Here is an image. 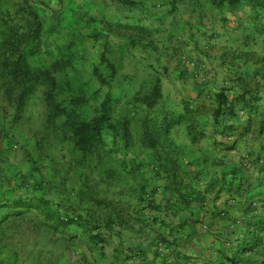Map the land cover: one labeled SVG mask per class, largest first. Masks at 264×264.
<instances>
[{
  "label": "rangeland",
  "instance_id": "374dc122",
  "mask_svg": "<svg viewBox=\"0 0 264 264\" xmlns=\"http://www.w3.org/2000/svg\"><path fill=\"white\" fill-rule=\"evenodd\" d=\"M14 1L2 0V6ZM32 1L44 29L30 62L53 68L57 87L48 93L39 84L19 119L0 88V264H111L116 257L117 239L102 256L91 250L81 227H54L32 204L48 199V209L64 217L87 208L76 195L87 171L76 162L80 151L68 110L87 120L102 109L112 120L128 118L132 144L111 132L105 139L115 157H131L141 149L147 112L178 114L189 97L221 90L229 97L244 93L249 104L221 115L218 125L210 111L197 114L202 124L196 142L183 123L171 130L183 151L180 176L201 195L167 217L177 226L172 250L156 253L155 241L148 247L155 234L141 237L150 251L142 264H172L177 257L175 264H234L237 246L248 240L253 248L239 252L264 264V231L250 223L264 217V0L234 6L223 0L218 6L212 0ZM103 51L116 66L113 76L100 65ZM56 61L66 64L53 67ZM155 88L160 96L150 106ZM240 180L247 181L245 188L231 192L230 184ZM9 201L20 206L8 208ZM122 252L123 262L128 252Z\"/></svg>",
  "mask_w": 264,
  "mask_h": 264
},
{
  "label": "trees",
  "instance_id": "16d2710c",
  "mask_svg": "<svg viewBox=\"0 0 264 264\" xmlns=\"http://www.w3.org/2000/svg\"><path fill=\"white\" fill-rule=\"evenodd\" d=\"M236 1L223 0L232 6ZM212 2L219 5L218 0ZM43 29L39 6L35 1L15 0L13 7L6 8L0 0V88L4 95L11 99L15 117L18 119L39 84L48 86V93L57 87L53 68L33 65L30 62V58L39 50ZM100 59V65L107 67L110 76H113L116 66L104 51ZM65 64L66 61H56L53 67L61 68ZM159 96L160 92L155 88L150 106H154ZM245 96L246 94L241 93L229 97L224 90L214 92L213 96L198 92L184 101L181 113L147 112L142 120L139 137L141 149L131 157H115L114 149L108 146L105 139V134L111 132L119 135L126 145L132 144L128 118L119 117L112 120L106 109H102L99 114L87 120L80 118L74 109L68 110L66 113L71 135L75 147L80 151L76 162L87 171L82 175L76 195L79 203H86L87 208L84 213L78 212L74 217H64L48 209V199L38 198L36 203L32 204L45 210L48 214L47 220L53 222L51 224L54 227L70 223L81 227V235L90 242L88 244L91 250L100 251L102 256H106V253H103L105 247L113 244L114 239H117L113 247V253L117 252L116 259L120 258L119 253L124 248L128 251L135 250L134 254L146 256L149 248L143 246L141 237L147 235L146 238H149L151 233L155 235L151 237L148 247H152L155 241L156 253L159 249L172 250V245L178 241V237L173 235L177 226L167 217L190 207L200 197L201 191L193 189L180 176L179 161L183 151L172 138L171 130L183 123L190 139L196 142L202 124L196 119L197 114H202L205 110L210 111L213 123L218 125L221 115L234 114L240 103L242 109L249 104ZM52 98L53 94L50 96L51 101ZM207 121L208 119L203 117V129L206 128ZM234 170L236 169L233 168L232 173H235ZM160 179L163 180L162 185L157 183ZM245 182L247 181L240 180L235 186L230 184L229 190L238 193L240 188H245ZM207 184H210V181ZM160 193L161 197H156ZM5 204L8 208L20 206L12 201ZM250 223L255 225L257 230L264 231V217ZM125 231L132 234L125 237ZM252 232L249 230L248 234L254 238ZM254 244L248 240L237 246L231 262L255 264L250 255L243 256L239 252L251 250ZM132 255L126 253L124 260H128ZM177 261L178 257L172 264Z\"/></svg>",
  "mask_w": 264,
  "mask_h": 264
},
{
  "label": "crops",
  "instance_id": "0c3cea01",
  "mask_svg": "<svg viewBox=\"0 0 264 264\" xmlns=\"http://www.w3.org/2000/svg\"><path fill=\"white\" fill-rule=\"evenodd\" d=\"M113 247H112V249H113ZM120 248L123 249L122 247H120ZM122 251L128 252L129 254H133V255L131 256V258H129L128 260H124L123 262H122V260L113 258V261H112L111 264H142L144 259L146 258V256H141V255L134 254L135 250H133V252H132V251H128V250H126L124 248V250H122ZM115 253H117V252H115ZM122 253L123 252H121V254ZM147 253H150V251L147 250ZM145 260H148V258L145 259Z\"/></svg>",
  "mask_w": 264,
  "mask_h": 264
}]
</instances>
